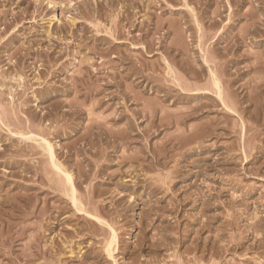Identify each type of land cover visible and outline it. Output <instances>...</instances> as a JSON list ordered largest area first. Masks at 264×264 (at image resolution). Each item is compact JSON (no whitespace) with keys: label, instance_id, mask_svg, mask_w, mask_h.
I'll list each match as a JSON object with an SVG mask.
<instances>
[{"label":"rangeland","instance_id":"374dc122","mask_svg":"<svg viewBox=\"0 0 264 264\" xmlns=\"http://www.w3.org/2000/svg\"><path fill=\"white\" fill-rule=\"evenodd\" d=\"M0 96V264H264V0H0Z\"/></svg>","mask_w":264,"mask_h":264},{"label":"bare ground","instance_id":"6f19581e","mask_svg":"<svg viewBox=\"0 0 264 264\" xmlns=\"http://www.w3.org/2000/svg\"><path fill=\"white\" fill-rule=\"evenodd\" d=\"M182 1V0H181ZM185 1V0H184ZM204 1V0H203ZM95 2V1H94ZM149 2H151V1H149ZM155 2V1H154ZM140 3V2H139ZM154 4V3H153ZM158 5V4H157ZM155 6V5H154ZM185 8V7H184ZM153 9V8H152ZM253 9V8H252ZM41 10V9H40ZM148 11V10H147ZM78 12V11H77ZM190 12V11H189ZM87 13V12H86ZM3 14V13H2ZM76 14V13H75ZM154 14V13H153ZM83 15V14H82ZM195 15V14H194ZM254 15V14H253ZM94 16V15H93ZM87 17V16H86ZM94 18V17H93ZM220 18V17H219ZM216 19V18H215ZM86 20V19H85ZM113 20V19H112ZM130 20H131V18H130ZM78 21V20H77ZM150 21V20H149ZM169 21V20H168ZM220 21V20H219ZM118 22V21H117ZM120 22V21H119ZM135 22H136V20H135ZM142 22V21H141ZM124 23V22H123ZM131 23H132V21H131ZM162 23V22H161ZM93 25V24H92ZM131 25V24H130ZM143 25V24H142ZM178 25V24H177ZM140 26V25H139ZM178 27V26H177ZM102 28V27H101ZM115 28V27H114ZM122 28V27H121ZM127 28V27H126ZM148 28V27H147ZM182 28V27H181ZM116 29V28H115ZM153 29V28H152ZM125 30V29H124ZM143 30V29H142ZM183 30V29H182ZM175 32V31H174ZM124 33V32H123ZM119 36V35H118ZM123 36V35H122ZM122 36H121V38H122ZM151 37V36H150ZM128 38V37H127ZM133 39V38H132ZM116 41V40H115ZM118 41H120V40H118ZM151 43H152V41H150ZM117 43V42H116ZM50 44V43H49ZM181 44V43H180ZM80 46V45H79ZM151 47V46H150ZM183 47V46H182ZM131 48V47H130ZM155 48V47H154ZM125 50V49H124ZM127 50V49H126ZM129 54V53H128ZM127 55V54H126ZM140 56V55H139ZM123 57V56H122ZM89 58V57H88ZM85 59V58H84ZM82 60V59H81ZM87 60V59H86ZM259 60V59H258ZM88 63V62H87ZM93 63V62H92ZM258 63V62H257ZM80 64V63H79ZM259 64V63H258ZM89 69V68H88ZM85 72V71H84ZM83 74V73H82ZM96 76V75H95ZM88 77V76H87ZM215 77V76H214ZM114 78V77H113ZM89 79V78H88ZM95 79V78H94ZM103 79V78H102ZM215 79V78H214ZM213 79V80H214ZM107 80V79H106ZM218 80V79H217ZM110 82V81H109ZM218 81H216V82H214V84L215 83H217ZM91 85V84H90ZM218 85H220V83L218 84ZM215 86H216V84H215ZM189 87V86H188ZM218 88V87H217ZM220 88V87H219ZM225 89V88H224ZM98 90V89H97ZM189 90V89H188ZM219 90V89H218ZM230 90V89H229ZM220 91V90H219ZM227 92V91H226ZM239 93V92H238ZM219 95H220V93H218ZM3 96V95H2ZM1 97V96H0ZM7 98V97H6ZM25 98V97H24ZM9 99V98H8ZM15 99V98H14ZM258 102V101H257ZM14 104V103H13ZM258 105V104H257ZM256 105V106H257ZM8 107V106H7ZM6 107V108H7ZM10 107H11V105H10ZM148 108V107H147ZM151 108V107H150ZM149 108V109H150ZM91 109V108H90ZM187 109V108H186ZM192 109V108H191ZM190 109V110H191ZM1 110V109H0ZM15 110V109H14ZM3 111V110H2ZM145 111V110H144ZM148 111V110H147ZM165 111V110H164ZM193 111V110H192ZM187 112H189V111H187ZM1 113V112H0ZM166 113V112H165ZM3 114V113H2ZM8 114V113H7ZM154 114V113H153ZM103 115V114H102ZM114 115V114H113ZM187 116V115H186ZM5 117V116H4ZM169 117V116H168ZM105 118V117H104ZM106 118H108V117H106ZM151 118V117H150ZM149 118V119H150ZM97 119V118H96ZM176 119V118H175ZM181 120H183V119H181ZM98 121V120H97ZM165 121V120H164ZM105 122V121H104ZM177 122H179V121H177ZM91 123V122H90ZM97 123V122H96ZM99 123V122H98ZM169 123V122H168ZM108 124V123H107ZM106 124V125H107ZM91 125V124H90ZM102 125V124H101ZM105 125V126H106ZM113 125V124H112ZM92 126V125H91ZM98 126V125H97ZM96 126V127H97ZM104 126V127H105ZM89 127V126H88ZM92 128V127H91ZM106 128V127H105ZM149 128V127H148ZM87 129V128H86ZM108 129V126H107V128H106V130ZM124 129V128H123ZM183 130V129H182ZM44 131V130H43ZM185 132V131H184ZM108 133V132H107ZM127 133V132H126ZM182 133V132H181ZM42 134V133H41ZM170 137V136H169ZM182 137V136H181ZM50 146V145H49ZM48 146V147H49ZM162 148H164V147H162ZM164 151V150H163ZM50 152V151H49ZM53 152V151H52ZM52 152H51V154H52ZM52 155H54V154H52ZM184 155V154H183ZM55 164V163H54ZM58 164V163H57ZM141 167V166H140ZM59 168V167H58ZM59 170V169H58ZM168 179V178H167ZM77 180V179H76ZM136 180V179H135ZM61 181V180H60ZM136 183V182H135ZM72 184V183H71ZM61 185V184H60ZM75 191V190H74ZM71 193H72V191H71ZM84 195V194H83ZM73 197V196H72ZM83 197V196H82ZM88 202V201H87ZM86 202V203H87ZM76 205V204H75ZM80 205V204H79ZM122 206V205H121ZM82 207V206H81ZM74 208V207H73ZM82 209V208H81ZM124 209V208H123ZM78 211V210H77ZM76 211V212H77ZM82 212V211H81ZM101 219V218H100ZM103 221V220H102ZM115 234V233H114ZM114 237V236H113ZM116 237V236H115ZM114 240H116V238L114 239ZM214 241V240H213ZM154 242V241H153ZM111 243V242H110ZM234 243V242H233ZM109 246H111V244H109ZM117 246V245H116ZM106 247V246H105ZM142 247V246H141ZM222 247V246H221ZM153 248V247H152ZM205 248V247H204ZM223 248V247H222ZM224 249V248H223ZM259 249V248H258ZM117 250V249H116ZM217 250V249H216ZM226 250V249H225ZM110 252V251H109ZM150 252V251H149ZM221 253V252H220ZM110 254V253H109ZM82 257V256H81ZM193 258V257H192ZM147 259V258H146ZM134 260V259H133ZM156 260V259H155ZM140 262V261H139ZM158 263V262H157ZM218 263V262H217ZM136 264V263H135ZM161 264V263H160ZM180 264V263H179Z\"/></svg>","mask_w":264,"mask_h":264}]
</instances>
